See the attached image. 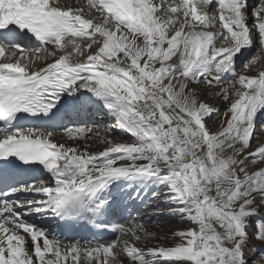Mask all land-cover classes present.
I'll list each match as a JSON object with an SVG mask.
<instances>
[{
	"label": "snow or ice",
	"instance_id": "snow-or-ice-1",
	"mask_svg": "<svg viewBox=\"0 0 264 264\" xmlns=\"http://www.w3.org/2000/svg\"><path fill=\"white\" fill-rule=\"evenodd\" d=\"M207 97L225 105L215 131ZM262 109L264 0H0V264H254ZM88 111L113 118L108 136ZM148 188L147 215L187 224L170 246L130 211ZM82 228L100 231L65 238Z\"/></svg>",
	"mask_w": 264,
	"mask_h": 264
},
{
	"label": "rangeland",
	"instance_id": "rangeland-1",
	"mask_svg": "<svg viewBox=\"0 0 264 264\" xmlns=\"http://www.w3.org/2000/svg\"><path fill=\"white\" fill-rule=\"evenodd\" d=\"M252 52H253V54H255V50H252ZM239 71H240V69H239ZM206 102H208L210 105H213L215 108L220 109L219 117L213 116V123H210L208 125L210 128H212L215 131L217 126L220 124V123H218V121H219L221 115L224 113L225 105L224 104L222 105V103H223L222 100H220L218 98L213 99L211 97H207ZM102 118L103 117L101 115L97 117L98 120H101ZM111 124H112L111 122H105L103 126L96 124L93 127V133H90L89 135H93L94 132L95 133L97 132V133H99V136H101V137L108 136L109 133L108 134H105V133H106V131H108ZM262 128H264V127H262ZM263 131H264V129H263ZM261 132L262 131H259L258 133L260 134ZM64 135H65L64 131L56 134L57 137H62ZM123 139L131 140V139H134V137H127V135H124ZM93 140L96 141L97 139H93ZM254 143H255V141H254ZM85 147L92 149V142L87 143V145ZM98 147H100V145ZM155 207H156V205L149 203V201L144 205V209L145 208L147 209V211L145 212V216H144L145 218L144 219H146L147 216H149V217H156L157 216L158 217L157 220H159L158 221L159 223H157V224H150L151 230L154 233H156V235L154 237L150 238L149 246H170L173 243V241L170 239L172 233L177 231V230L186 228L187 224L181 223L179 221L178 217H169L165 214L147 215V213H151ZM136 208L134 209L133 215H135V212L137 211ZM252 245H254V247H253V250L248 252V257L250 260H252L254 262V264H259V258L262 256L261 248L264 246L260 245L259 242L256 240L252 241Z\"/></svg>",
	"mask_w": 264,
	"mask_h": 264
},
{
	"label": "bare ground",
	"instance_id": "bare-ground-1",
	"mask_svg": "<svg viewBox=\"0 0 264 264\" xmlns=\"http://www.w3.org/2000/svg\"><path fill=\"white\" fill-rule=\"evenodd\" d=\"M252 50H255V48H253ZM241 51H245L244 49H241ZM253 55H255V54H253ZM237 71H239V68L237 69ZM221 100V99H220ZM224 103H222V105H223ZM105 114V113H104ZM223 115H224V113L221 115V117H220V119H219V121H218V123H221V121L223 120ZM108 118H109V121H113V118L110 116V115H108ZM257 121H259L258 122V125H257V134H259L258 132L259 131H263V129L264 128H262V127H264V109H262L261 110V112H258L257 113ZM104 124V122H102L101 123V125H103ZM220 125V124H219ZM218 125V126H219ZM59 136V135H58ZM127 137H130V136H127ZM77 139L79 140V144H80V146H81V150H89V151H97V150H102L104 147H105V145L103 144V143H101L100 142V140H96V141H94V140H90V139H87V138H84V137H77ZM55 141L56 142H65V141H67V137H66V135H64V136H62V137H57V136H55ZM89 142H92V149H89V148H86L85 146L87 145V143H89ZM67 143L68 144H72V142L71 141H67ZM91 145V144H90ZM100 145V147H98ZM152 188H148L147 189V195H144L143 196V198L142 199H140V200H134V201H132L131 202V206H130V211H132V214L134 213V209L136 208L137 210H141V211H143V212H146L147 211V209L145 208L144 209V205L149 201V199H150V197H151V192H152ZM145 191V189L144 188H142L141 189V192L143 193ZM21 198H23V194L21 195ZM117 199H119V197H117ZM145 218V217H144ZM158 219V217L156 216V217H149V216H147V218L145 219V220H147V221H149L150 222V224H157V223H159L158 221L159 220H157ZM45 220H46V218L45 217H43V216H39V215H37V216H34V217H30L29 218V222L30 223H34V224H36L37 226H40V227H45V226H47V228L49 229V230H56L57 229V226H55V227H53L54 226V224H56V221L55 220H53V221H51L50 220V218L48 219V222H47V224H45ZM157 220V221H156ZM84 231H89V232H91L92 231V229H94V228H92V229H89V228H82ZM80 230V229H79ZM78 230V231H79ZM95 231H98V229H94ZM78 231H70V232H66V236H65V238L66 239H71V235H72V233H74V232H78ZM58 235V234H57ZM114 236H115V234H112V235H109V239H112V238H114ZM75 239H78V238H75Z\"/></svg>",
	"mask_w": 264,
	"mask_h": 264
}]
</instances>
